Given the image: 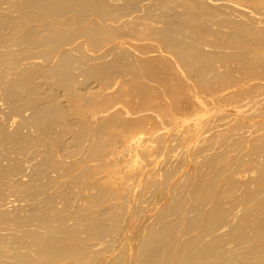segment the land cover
<instances>
[{
    "label": "bare ground",
    "instance_id": "6f19581e",
    "mask_svg": "<svg viewBox=\"0 0 264 264\" xmlns=\"http://www.w3.org/2000/svg\"><path fill=\"white\" fill-rule=\"evenodd\" d=\"M0 264H264V0H0Z\"/></svg>",
    "mask_w": 264,
    "mask_h": 264
}]
</instances>
